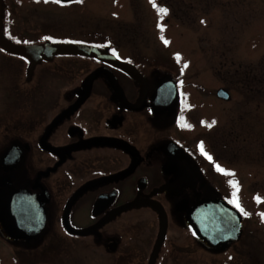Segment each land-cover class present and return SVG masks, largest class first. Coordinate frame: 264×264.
I'll list each match as a JSON object with an SVG mask.
<instances>
[{"label":"flooded vegetation","instance_id":"flooded-vegetation-1","mask_svg":"<svg viewBox=\"0 0 264 264\" xmlns=\"http://www.w3.org/2000/svg\"><path fill=\"white\" fill-rule=\"evenodd\" d=\"M89 1L61 0L65 12L75 16L81 10L84 15L64 28L48 24L52 20L41 9H49L48 3L56 0H0V39L7 42L0 41V101L6 100L5 106L0 103V199L3 192H18L30 204L26 197L35 196L43 216L37 237L60 226L66 234L61 241L76 252L99 253L106 264H209L210 256H221L222 264H264L260 245L264 243V79L261 89L241 73L236 75L237 91L225 85L212 90L220 104H235L230 146L224 140L223 122L192 111L190 93L179 89L174 78L156 79L154 69L144 67L146 59L137 46L132 48L135 53L124 55L117 37L95 30L93 16L86 18L89 11L83 10ZM149 1L159 5L163 0ZM24 5L29 8L21 12L18 7ZM162 5L156 12L167 9L165 17L170 18L171 6ZM44 44L93 47L108 56L83 50L48 57L37 51L9 50V46L35 49ZM115 60L145 78V94L143 80ZM97 70L101 72L82 104L60 118L87 92L85 82ZM250 77L255 78L254 73ZM165 80L175 87L173 105L157 110L154 90ZM53 81L75 83L61 91H45ZM35 90L49 97L50 104L31 111ZM220 90L229 97L219 96ZM16 99L23 101L19 112ZM196 124L204 126L200 132L204 137L195 138L194 144L184 136ZM210 139L219 144L216 150ZM81 189L86 190L73 201L68 220L77 229L93 228L87 235L71 233L64 219L69 201ZM205 198L221 200L236 211L233 241L213 246L192 226L189 212ZM133 202L137 203L127 206ZM53 204L58 208L55 217ZM0 237L14 238L1 222ZM234 247H241L239 254L228 255Z\"/></svg>","mask_w":264,"mask_h":264},{"label":"rangeland","instance_id":"rangeland-1","mask_svg":"<svg viewBox=\"0 0 264 264\" xmlns=\"http://www.w3.org/2000/svg\"><path fill=\"white\" fill-rule=\"evenodd\" d=\"M162 4H169L173 10V15L168 19L166 14L156 12L157 6H164ZM48 7L62 11L54 13L41 8L47 18L52 20L48 24H58L64 28L74 26L72 19L84 16L81 10L79 15L74 12L75 16H72L71 12H65L66 8L56 2H49ZM18 8L23 12L29 6ZM83 10L89 11L85 14L86 18L93 16L91 23L96 31L118 38H115L116 42L122 46L124 55H132L136 51L143 54L146 60L139 61H142L145 68L154 69L156 79H161L163 75L174 78L179 89L190 93V104L194 107L192 111L201 115L206 113L208 119L218 118L223 122L224 140L231 146L230 131L235 104L232 101L220 104L212 96V90L225 85L237 91L240 88H237L236 75L241 73H244L241 78L254 79L256 85L263 89L264 0H163L159 5L149 0H125V3L117 4L111 0H90ZM113 12L118 13L117 17L112 15ZM80 23L78 26H82ZM136 46L138 49L135 51L132 48ZM252 73L255 78L250 77ZM74 83L53 81L45 91H61L72 87ZM34 86L35 83L31 85ZM39 94L32 97L34 103H31V111H35L36 106L50 104L49 97ZM239 99L242 106L241 95ZM0 103L5 106L6 100ZM20 103L23 101H14L15 112L20 111ZM202 128L203 125L196 124V129L185 130L187 135L184 138L196 144L195 138L204 137L200 133ZM210 141L216 150L218 143L215 139ZM56 206H52V217L57 216ZM53 227V230L45 229V235L34 239L8 237L6 240L0 237V264H106L99 253L86 249L74 251L71 244L61 241L66 234L60 226ZM43 242L46 244L42 245ZM49 244L53 247H45ZM260 245L264 248V243ZM240 248L229 249L227 254H239ZM220 257L210 256L209 264H222L224 258L221 260ZM244 257L243 254L240 256Z\"/></svg>","mask_w":264,"mask_h":264},{"label":"water","instance_id":"water-1","mask_svg":"<svg viewBox=\"0 0 264 264\" xmlns=\"http://www.w3.org/2000/svg\"><path fill=\"white\" fill-rule=\"evenodd\" d=\"M1 5V2H0ZM1 43L6 45V41L0 39ZM9 50L21 53L30 54L32 52H38L39 54H48V57L56 53H76L78 51L90 52L91 55H96L98 57H103L101 53L108 55L93 47H80L70 44H44L42 46L36 47L35 49H30L27 47L19 46H9ZM104 58V57H103ZM117 59V58H114ZM115 63L119 64L121 67L127 68L131 73L138 76L143 80L144 88L143 92L145 94L147 85L146 80L143 78L136 70H134L130 65L123 64L120 60H115ZM100 70L92 73L85 82L86 93L73 104L70 109H68L64 114L60 115V118L76 110L82 102L85 100L93 80L100 73ZM219 96L223 98H228L229 95L226 94L224 90L219 91ZM175 97V87L173 84L167 80L161 81L154 90V98L157 102V110L168 109L173 105ZM11 152L9 153V156ZM8 158V155H7ZM5 158V160L7 159ZM86 189L79 190L76 195L69 201L65 214V224H67L71 233L87 235L92 232L93 228L87 229H77L73 227L68 220V213L71 205L76 197ZM9 195L7 192L2 193L0 199V222L3 227L6 228L8 233L17 238H36L42 230L43 216L41 213V204L38 198L33 195H28L26 199L30 201V204L26 203L23 196L19 197L20 194ZM20 198V203H16L17 199ZM42 200V198H41ZM43 201V200H42ZM133 202L128 207L136 204ZM235 210L226 206L218 199L205 198L202 199L194 212H189V219L192 226L195 228L197 233L202 236L209 244L213 246H219L227 242L233 241L237 237V227L234 224L233 213Z\"/></svg>","mask_w":264,"mask_h":264},{"label":"snow or ice","instance_id":"snow-or-ice-1","mask_svg":"<svg viewBox=\"0 0 264 264\" xmlns=\"http://www.w3.org/2000/svg\"><path fill=\"white\" fill-rule=\"evenodd\" d=\"M45 2H48V0H45ZM57 3H60L61 0H56ZM78 2H82V0H78ZM161 12L166 14L167 13V9H161ZM165 43H168V41H165ZM213 123H215V121H213ZM209 127H211V125H209ZM201 151L203 152V145H201ZM205 156H208V154L206 152L203 153ZM208 159H212L210 156H208ZM217 167L219 168V165H217ZM237 207H240V205L237 203ZM241 211H243V209L241 208ZM262 216H264V213L261 214Z\"/></svg>","mask_w":264,"mask_h":264}]
</instances>
